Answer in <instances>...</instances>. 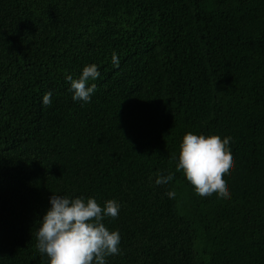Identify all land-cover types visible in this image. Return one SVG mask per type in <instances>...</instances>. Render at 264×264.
<instances>
[{
	"label": "trees",
	"instance_id": "16d2710c",
	"mask_svg": "<svg viewBox=\"0 0 264 264\" xmlns=\"http://www.w3.org/2000/svg\"><path fill=\"white\" fill-rule=\"evenodd\" d=\"M188 132L231 137L230 199L176 171ZM53 194L120 203L107 264H264V0H0V264H50Z\"/></svg>",
	"mask_w": 264,
	"mask_h": 264
},
{
	"label": "clouds",
	"instance_id": "9594fccd",
	"mask_svg": "<svg viewBox=\"0 0 264 264\" xmlns=\"http://www.w3.org/2000/svg\"><path fill=\"white\" fill-rule=\"evenodd\" d=\"M112 62L119 67V58L113 52ZM100 73L95 64L85 66L78 79L66 75L70 82L73 100L91 102L96 90L90 80ZM51 92L45 93L44 105L51 104ZM231 137L197 135L188 132L180 145L177 172L183 173L194 187L197 195L230 199L231 193L226 176L234 169L235 161L229 147ZM174 174L159 175L157 185H167ZM175 199L174 190L165 193ZM51 208L46 212L37 232L36 247L41 254L50 258V264H107L106 258L121 254V235L118 230L110 231L103 222L106 217L118 218L121 205L116 200L106 201L104 207L95 198L70 199L53 194Z\"/></svg>",
	"mask_w": 264,
	"mask_h": 264
}]
</instances>
